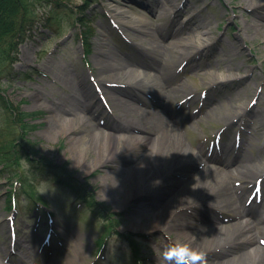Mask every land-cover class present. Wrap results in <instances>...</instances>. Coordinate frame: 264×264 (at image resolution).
<instances>
[{
	"label": "rangeland",
	"instance_id": "rangeland-1",
	"mask_svg": "<svg viewBox=\"0 0 264 264\" xmlns=\"http://www.w3.org/2000/svg\"><path fill=\"white\" fill-rule=\"evenodd\" d=\"M62 1L74 9L72 13L70 9L68 11L69 20L62 29L41 27L32 39L22 43L19 47L20 59L16 63L20 76L11 82L7 80L3 86L6 98L17 108V112L23 113L20 118L26 129H22L18 121L15 132L18 130L17 135L19 132L23 134L15 143L16 149H23L20 166L14 162L6 168L0 163V264H162L160 257L163 249L169 239H175L172 233L156 222L157 211L149 199L151 193L143 192V189L149 188L143 186L145 176L125 186L116 175L121 170L122 179L129 178L137 156L146 150L147 145L129 147L125 154L96 163L99 162L100 151L95 141L92 151L85 153L87 162L96 163L88 171L86 163H77L82 157L81 148H72L70 137L83 135L87 141L90 136L96 139L99 134L108 131L102 122L105 117L110 113L115 118L121 115L120 111L114 110V103L110 100L101 101L105 114L92 111L93 105V109L89 110L84 106L88 101L86 87L89 86L95 93L97 88L104 86L98 79L111 74L97 70L96 55L105 52L108 69L110 62L116 59L122 61V58L127 59L133 54L135 62L129 67L133 70L140 60H149V57L151 60L152 54L157 58L152 49L158 43L169 45L173 42L162 38L156 31L168 23L146 21L145 27L153 31L154 38L142 40L141 35H136L135 29L129 25L130 12L138 5V0ZM172 1L181 3L185 15L192 22L182 29L185 39L192 41L196 35L193 27L200 30L197 21L205 24L206 33H203L206 35L199 34L200 41L194 40L191 47L182 49L186 56L197 53L188 65H178L177 69L170 70L172 76L167 83L172 87L173 101L169 112L157 103L155 106L144 105L140 97L132 98L134 104L162 109L167 125L185 133L191 153L199 154L202 149L204 154L214 158V154L225 150L222 147L224 142H231L235 151L232 148L224 153H229L232 161L238 153L254 157L262 166L259 172L264 173V24L262 32L251 26L255 14L249 0ZM183 4H187V8ZM117 7H120L118 11H122V15L117 13ZM137 13L148 15L140 8ZM79 16L80 19H77ZM142 48L145 53L138 54ZM164 63V60L155 61L156 70L162 71ZM82 73L86 74L87 83L80 81ZM139 85L138 91L143 83ZM144 96L146 94H142L141 98L146 100ZM54 103L67 105H62L67 107L62 128V122L56 123L52 111L48 109ZM5 109L0 106L1 155L13 149L12 142L8 140L11 139L9 131L14 123L12 126L9 109ZM77 117L87 121L79 134L72 133L67 126V119ZM135 129L138 132L139 128ZM27 156L46 157L64 166L73 177L90 188L95 200L104 203L108 211L105 210L104 215L94 214L79 206V200L67 191L41 178L32 183L42 199L35 208V201L39 200L22 191L16 173L17 167L22 170L29 168ZM14 158L15 155L10 158L11 161ZM128 158H131L130 162L126 161ZM204 166L198 163L195 169L199 171ZM208 166L215 168L212 159ZM25 177L28 179L29 175L25 174ZM240 183L247 188L243 193L245 199L249 201L251 195H255L248 206L260 218L264 217V207L261 206L264 181L254 191H251L246 178H241ZM133 187L139 193L126 200L124 193ZM257 191L261 193L260 199L257 198ZM11 193H16V202L23 212L12 210ZM31 205L32 208L27 210V206ZM44 210L50 211L52 217L45 214L40 220L39 215L44 214ZM212 215L220 218L216 223L219 226H227L236 220L231 212L222 209L214 211V214L206 212L205 218L212 222ZM244 218L253 220L249 215ZM13 239L16 240L13 242ZM78 251H82L80 258H77Z\"/></svg>",
	"mask_w": 264,
	"mask_h": 264
},
{
	"label": "bare ground",
	"instance_id": "bare-ground-1",
	"mask_svg": "<svg viewBox=\"0 0 264 264\" xmlns=\"http://www.w3.org/2000/svg\"><path fill=\"white\" fill-rule=\"evenodd\" d=\"M249 2V6L255 14L251 26L262 32L264 0H249ZM142 4L143 0H138L137 6ZM116 9L117 13L122 15L123 12L118 11L120 7ZM132 17V26L137 27L136 35H141L142 40L147 37L153 40V31L145 27L146 17L136 13ZM197 22L200 30H196V33L198 31V34L206 35L205 24L201 21ZM156 31L162 38L171 39L173 42H170L169 45L158 43L152 49L155 55L157 53V58H154L152 54L151 60L150 57L147 58L150 62L144 59L137 62L141 63L140 75L145 73V81L139 90L140 93L137 85H141L136 79L137 74L135 75L129 68L135 62L133 54L127 56V59L122 58V61L116 59L112 63L110 62L108 69L105 52L96 55L97 70L100 73L111 72V74L108 77L103 76V79H98V82L101 81L104 86L97 88L95 93L89 86L86 87L88 88L85 89L86 98L90 103L86 101L84 106L89 110L93 105L94 110L92 111L97 110L101 111L99 114H105V111L101 109V101L110 100L114 103V110L120 111L121 115L115 118L110 113L105 117L106 120L102 122L107 126L108 131L107 133L102 132L96 139L95 136H90L87 141L83 135L70 137L72 148H81L82 157L78 159L77 163H86L89 171L96 166V163L104 162V159L109 160L117 155L125 154L129 147L146 144V150L137 156L131 168L130 177L124 181L121 170L116 175L120 177V182L126 184L125 186L130 185L131 182L135 183L145 176L146 182L143 186L149 188L143 189V192L151 193L149 199L151 200L150 204L155 206V211H157V224L172 233L175 240L189 243L193 247L205 251L207 264H264V217L260 218L259 214L248 206V199H245L243 195L247 188L240 183V179L244 177L250 182L251 191L257 186H261L264 181V173L259 172L261 164L254 157L238 153L236 157L238 160L234 158L236 162L226 164L223 171L219 167L211 169L208 166L211 157L204 154L202 149L199 154L191 153L186 143L185 133L178 132L174 127L167 125L162 109L148 108L149 105L156 103L167 110L171 107L173 90L167 83L172 76L170 70L177 69L178 65H181L180 67L188 65L191 58L197 53L191 57L186 56L187 54L185 55L182 49L191 47L194 40L195 42L200 41L199 35H194L193 38L191 37L192 41L189 39L187 41L183 36L182 27L172 23L163 28H157ZM242 37L244 38V36ZM179 46L181 50H179ZM144 53L143 48L142 51H138V54L143 55ZM153 59L159 62L165 61L162 71L156 70ZM146 61L151 67L149 71L146 69L147 67L145 68ZM126 68L128 69L126 70ZM86 79V74L82 73L80 81L87 83ZM141 93L146 94L144 96L146 100L141 98ZM133 97H140V100L147 103L148 106L140 108L134 104ZM54 104L49 105L48 109L52 111L56 123L62 122L60 124L62 128L67 107L62 106L65 103ZM137 108H139L138 111ZM171 111L173 110L171 109ZM190 116L193 117V115ZM191 119L193 120V118ZM81 120L80 117L67 119V126L72 133L79 134L83 131L82 125H85L87 121L82 120V124ZM135 127L139 128L138 132ZM117 129L120 131L115 132ZM95 141L99 148L98 151H100L99 162H87L85 153H88L89 150L92 151ZM222 147L228 151L234 148L235 151L231 142H224ZM129 160L131 158L126 161L130 162ZM198 163L201 166L205 165L199 171L195 169ZM225 163L226 161L223 164ZM134 189L136 188H130L124 193L126 200L139 193ZM261 206L264 207V200ZM220 209L231 212L236 220L227 226H219L216 225L219 217L216 218L212 215L214 218L212 222L205 218L206 212L210 211L214 214V211ZM136 211L140 212V210ZM245 215L252 216L253 220L245 219ZM201 221H205V223L202 224ZM229 248H233L234 251ZM81 254L82 251H78L77 258H80Z\"/></svg>",
	"mask_w": 264,
	"mask_h": 264
},
{
	"label": "trees",
	"instance_id": "trees-1",
	"mask_svg": "<svg viewBox=\"0 0 264 264\" xmlns=\"http://www.w3.org/2000/svg\"><path fill=\"white\" fill-rule=\"evenodd\" d=\"M69 9L71 13L74 11L69 3L62 0H0V106L6 108L5 110L9 109L11 125L13 126L14 123L13 128L9 131L11 139L8 140V142H12L13 149H9L10 151L6 154L2 150L4 155L0 154V163L3 164V167L7 168L14 162L20 166L19 163L22 159L20 152L23 149H16L15 143L17 138L23 137V134L19 132L17 135L18 130L15 132L17 129L15 127L20 121L22 129H26L23 125V119L20 118L23 113L19 110L17 112V108L9 102L3 87L7 80L11 82L20 76V72L16 70V63L19 60V47L22 43L32 39L41 27L62 29L63 24L71 17L68 13ZM77 19H80V16ZM25 147L29 149L28 146L25 145ZM24 150L27 151V149ZM14 155L15 158L11 161L10 158ZM27 158L29 162L28 171L17 167L16 173H18L22 191L29 197L34 200H42L32 187L33 181L41 178L67 191L70 196L79 200V205L85 209L91 210L94 214L104 215L103 212L107 206L97 202L90 188L73 177L64 166H59L46 157L32 158L27 156ZM25 174L29 175L28 179H26ZM13 196L15 197L16 193H11L10 200ZM16 207L21 210L18 203Z\"/></svg>",
	"mask_w": 264,
	"mask_h": 264
},
{
	"label": "clouds",
	"instance_id": "clouds-1",
	"mask_svg": "<svg viewBox=\"0 0 264 264\" xmlns=\"http://www.w3.org/2000/svg\"><path fill=\"white\" fill-rule=\"evenodd\" d=\"M207 253L180 240L169 239L160 257L162 264H207Z\"/></svg>",
	"mask_w": 264,
	"mask_h": 264
}]
</instances>
